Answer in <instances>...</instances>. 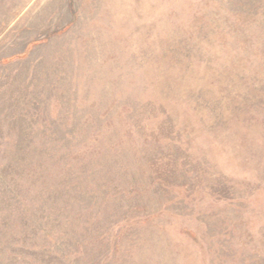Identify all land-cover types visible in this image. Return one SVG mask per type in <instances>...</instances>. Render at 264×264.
Returning <instances> with one entry per match:
<instances>
[{"label": "rangeland", "instance_id": "rangeland-1", "mask_svg": "<svg viewBox=\"0 0 264 264\" xmlns=\"http://www.w3.org/2000/svg\"><path fill=\"white\" fill-rule=\"evenodd\" d=\"M0 264H264V0H0Z\"/></svg>", "mask_w": 264, "mask_h": 264}]
</instances>
